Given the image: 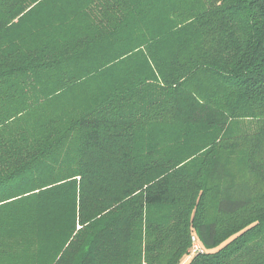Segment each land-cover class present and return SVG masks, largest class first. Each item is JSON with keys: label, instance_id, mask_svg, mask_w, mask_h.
I'll return each mask as SVG.
<instances>
[{"label": "trees", "instance_id": "1", "mask_svg": "<svg viewBox=\"0 0 264 264\" xmlns=\"http://www.w3.org/2000/svg\"><path fill=\"white\" fill-rule=\"evenodd\" d=\"M0 264H264V0H0Z\"/></svg>", "mask_w": 264, "mask_h": 264}, {"label": "built area", "instance_id": "2", "mask_svg": "<svg viewBox=\"0 0 264 264\" xmlns=\"http://www.w3.org/2000/svg\"><path fill=\"white\" fill-rule=\"evenodd\" d=\"M191 241H192L191 254L196 255L199 253H204V249L202 248L196 236L192 237Z\"/></svg>", "mask_w": 264, "mask_h": 264}, {"label": "rangeland", "instance_id": "3", "mask_svg": "<svg viewBox=\"0 0 264 264\" xmlns=\"http://www.w3.org/2000/svg\"><path fill=\"white\" fill-rule=\"evenodd\" d=\"M187 260V259H186Z\"/></svg>", "mask_w": 264, "mask_h": 264}]
</instances>
